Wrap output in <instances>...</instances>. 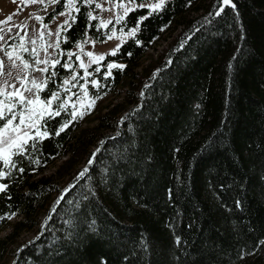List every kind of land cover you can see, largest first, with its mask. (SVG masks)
<instances>
[{"label": "trees", "instance_id": "16d2710c", "mask_svg": "<svg viewBox=\"0 0 264 264\" xmlns=\"http://www.w3.org/2000/svg\"><path fill=\"white\" fill-rule=\"evenodd\" d=\"M232 3L167 0L162 11L137 7L100 27L86 16H96L95 2L77 0L75 23L59 32L61 63L78 43L139 28L88 68L90 97L122 101L93 126L62 112L35 149L2 167L0 216L12 219L0 220V231L8 229L0 264L9 252L11 264H264V0ZM64 6L59 0L43 23ZM167 28L176 34L166 49L141 65ZM70 62L81 84L83 69L75 56ZM112 63L124 67L109 70ZM55 71L48 87L59 90L71 72ZM34 227V239L10 248Z\"/></svg>", "mask_w": 264, "mask_h": 264}, {"label": "snow or ice", "instance_id": "6c2138e0", "mask_svg": "<svg viewBox=\"0 0 264 264\" xmlns=\"http://www.w3.org/2000/svg\"><path fill=\"white\" fill-rule=\"evenodd\" d=\"M23 2L34 4L38 2L43 3L44 0H23ZM48 2L58 3L59 0H48ZM81 2L83 4L92 5L94 0H81ZM166 3L167 0H155L154 3L148 5H145L144 3L136 5L135 0H129L127 5L125 3L113 4V7L121 10L116 16V23H121L128 13L135 11L137 7H148L150 9L148 15H152L153 13L162 11ZM223 4L233 9L236 8V5L232 3V0H223ZM66 7L68 9V19H66L61 25V27L65 29L71 28L72 23H75L76 18L72 15V11L74 10L75 12H80V8L77 7V0H67ZM95 8L105 10L102 8L100 3H95ZM223 11L224 9L221 8L216 15H220ZM60 15H66V13L61 12ZM86 16L89 20L98 19V17L94 16L92 12H87ZM147 18V16H144L139 19L140 21H143ZM11 19L12 17L9 16L3 23H7ZM37 19L40 18L37 17ZM108 23H111V21L101 20L99 26L107 27ZM136 31H139V28H134L128 33V35L134 36ZM56 35L59 37V31ZM114 36L115 32L109 35L108 39L111 40ZM2 38L3 37L0 36V39ZM21 40H23V37H21ZM88 42L89 41L87 40L85 41V43ZM31 43L33 48L30 55L34 58L32 65L23 59L16 48H13L12 51H5L4 54L7 57V63L3 59H0V76L12 78V70L18 68L25 72L24 77H16L20 80L23 91L16 89L14 85H9L7 79L4 81V86H0V161L3 162L5 167H14V156L23 155V153L28 150L27 146L29 144H31L32 149H35L39 140L48 137L49 132L47 130V126L49 121L59 117L62 112H67L69 107L72 109L70 115L73 119L82 118L87 108L93 107L95 103L94 100L88 99V91L84 84L79 85L82 95H78L77 93L71 91L72 88L77 87V84H79V74L73 68L70 61L73 56L76 57V60L80 61L78 67L83 69L84 75L80 76L79 79H84L87 82V77L92 75V73L88 72V68L91 67L93 63L98 64L101 60H103V55L97 56L92 52H84L83 44L78 43L75 46L80 49V52L83 53V55L89 58V62L86 64L78 53L67 52L66 55L68 60L61 63L60 59H52L47 55L45 58L41 59L39 57V51L36 47V41L32 40ZM17 47L22 51H29L23 43H20ZM39 48L47 53L48 48L59 49L60 43L59 40H57L54 45L49 44L45 46L43 40H41ZM118 50L119 48L113 49L109 55H116ZM63 54L64 53H61V55ZM17 61H20V64H17ZM33 65H44V67H34ZM57 65H60L61 68L68 69L71 72L69 77H61L59 90L48 87L49 81L55 84V80H53V78L58 76V72L55 71ZM123 67V65L114 63L108 65L109 70L112 68L122 69ZM50 68L53 69L50 75H42L39 79L33 77L30 81H27V73L29 69L32 71H38L41 74H47L49 73ZM96 71H99V69H96ZM108 75H111V71H109ZM91 83L93 86H99L98 82L95 80H92ZM9 87L13 88V91H8ZM25 93H27V95H25ZM41 93H45L43 98ZM62 93L67 96L66 99H61ZM72 96H77V100L75 102H71ZM18 108L19 110H17ZM66 128H68V122L64 121L62 126L59 128V132H63ZM41 129H43V131ZM33 130L35 131L33 132ZM59 132H56L55 134L58 135ZM89 163H91V160ZM6 175V173L0 171V178H4ZM81 175H83V173H81ZM6 189V184H0V192H4ZM54 210L55 209H53V211ZM3 219H12V215L7 217L0 216V220ZM261 243H264V241Z\"/></svg>", "mask_w": 264, "mask_h": 264}, {"label": "rangeland", "instance_id": "374dc122", "mask_svg": "<svg viewBox=\"0 0 264 264\" xmlns=\"http://www.w3.org/2000/svg\"><path fill=\"white\" fill-rule=\"evenodd\" d=\"M64 2V8L60 12L55 14L48 23H43V16L48 11H50L56 5V3H49L48 0H44L43 3L38 2L34 4L24 3L23 0H0V36L3 37L2 39H0V59H3L7 63V57L4 54L5 51H12L13 48H16V50L23 57V59L27 61L30 65H32L34 61V58L30 55V52L33 48V45L31 43L32 40L36 41V47L39 51V57L41 59L45 58L46 55L51 57L52 59H56V48H48L47 53H45L39 48V45L41 43V40H43L45 46L49 44L54 45L57 42L58 37L56 33L58 31L60 32V30L62 29L61 25L66 19H68V9L66 7L67 0H64ZM94 2L100 3L102 5V8L105 9L101 10L96 8L95 10V15L98 17L100 23L101 20L116 22V16L120 13L121 10L119 8L113 7V4L125 3L127 5L129 3V0H94ZM154 2L155 0H143L139 3H135L136 5H139L141 3L148 5ZM61 12L66 13V15H60ZM9 16H11L12 19L7 23H3L7 20ZM37 17H39L40 19H37ZM113 32H115V36L111 40H109L107 37V39L103 42L80 43L83 44V51L92 52L94 55L97 56H105L106 54H109L113 49L118 48L119 45L128 37V32H117L115 30H113L109 35H111ZM175 34L176 31H174L172 28L164 29L161 35L157 37L156 40L152 43L150 48L147 50L146 54L141 57L140 64L145 65L149 60L156 59L166 49ZM21 37H23V40H21ZM20 43H23L29 51L25 52L20 50L17 47ZM75 53L80 54L81 59L86 64L89 62V58L83 55V53L80 52L79 48H76ZM16 63L20 64V61H17ZM79 63L80 61H78V65ZM33 66L44 67V65ZM12 73V78L0 76V86H4V81L5 79H7L9 85H14L16 89H20L21 91H23V88L21 87V82L16 77H24L25 72L18 68L13 69ZM42 75L44 76V74H41L38 71H32L31 69H29L27 73V81H30L33 77L39 79ZM81 84H84L86 86V81L83 79V82ZM79 85L77 84L76 90H73L72 88L71 91L77 93L78 95H82V93L80 92ZM8 91H13V88L9 87ZM25 95H27V93H25ZM122 95L123 94H112L103 98H92L88 95V99L95 101L94 106L91 108H87L83 117L77 119L82 123L83 127L95 125L97 122V115L100 112H104L109 105L111 106L114 103L122 101ZM66 98L67 96L65 95L64 99ZM76 100L77 96L71 97V102H75ZM69 109L71 112L72 109L70 107ZM17 110H19V108ZM34 131L35 130H33V132ZM63 159L64 157L55 160L54 162L49 164V166L45 170V173H51ZM3 166L4 164L2 162V172ZM83 166V163L80 162L79 164H77L76 167L81 168ZM75 168L71 169L70 174H74ZM66 179H68V176H60L58 178L60 182H64L66 181ZM43 215L44 212L42 211L39 216L40 221L42 220ZM14 219L15 218H13V220ZM7 231L8 229L0 231V236H3ZM38 232L39 229L37 227H34L30 230L22 231L16 238L15 243L12 244L10 248L14 249L18 246L23 245L26 242L31 241L35 238V236L38 235ZM4 262L5 264L12 263V257L10 252L8 255H6Z\"/></svg>", "mask_w": 264, "mask_h": 264}]
</instances>
